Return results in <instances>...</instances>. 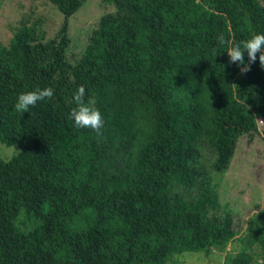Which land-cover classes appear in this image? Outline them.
<instances>
[{"label":"trees","instance_id":"obj_1","mask_svg":"<svg viewBox=\"0 0 264 264\" xmlns=\"http://www.w3.org/2000/svg\"><path fill=\"white\" fill-rule=\"evenodd\" d=\"M48 1L63 14L55 35L34 22L0 41V142L20 148L0 156V264H167L223 250L238 232L212 172L263 121L264 68L257 54L242 75L216 37L264 34V0H102L113 11L74 59L68 19L86 0ZM81 85L102 135L68 118ZM44 87L52 98L15 111L19 93ZM257 230L244 240L264 259Z\"/></svg>","mask_w":264,"mask_h":264},{"label":"rangeland","instance_id":"obj_2","mask_svg":"<svg viewBox=\"0 0 264 264\" xmlns=\"http://www.w3.org/2000/svg\"><path fill=\"white\" fill-rule=\"evenodd\" d=\"M110 11H113V6L104 4L102 0H86L69 17L67 58L74 59L85 48L100 17ZM62 21L63 14L48 0H0V41L3 44L9 43L20 25L39 22V28L52 37ZM257 125V132L238 138L228 167L212 172L220 203L233 214L237 235L223 250L213 249L208 254L185 251L174 255L167 264H235L232 261L240 252L250 255L247 264H256L262 259L259 247L255 243L249 247L244 240L257 233V225L264 227V119ZM19 151L17 144L7 146L0 142V156L4 160H9ZM201 154L202 163L210 167L213 159L211 149L203 144ZM22 214L23 211L18 220ZM259 214H262L261 218Z\"/></svg>","mask_w":264,"mask_h":264},{"label":"clouds","instance_id":"obj_3","mask_svg":"<svg viewBox=\"0 0 264 264\" xmlns=\"http://www.w3.org/2000/svg\"><path fill=\"white\" fill-rule=\"evenodd\" d=\"M199 0H197V3ZM216 43L226 47V53L230 64H236L239 72L243 75L251 70V64L257 60L259 54V64L264 68V34L253 33L249 38L236 41L235 38L231 42L224 34L216 37ZM215 51V50H214ZM224 52V51H223ZM245 53L247 54V62L245 61ZM54 90L52 87L36 88L19 93L14 103V109L17 113H25L36 106L38 102L52 98ZM85 87L79 86L73 94L72 107L68 118L73 122L77 129H91L97 135H102L101 130L104 127V119L100 110L95 107L94 100L85 99ZM256 264H264V259H260Z\"/></svg>","mask_w":264,"mask_h":264}]
</instances>
